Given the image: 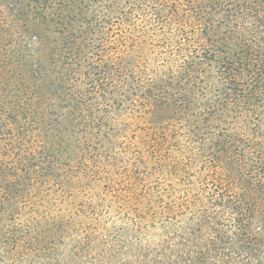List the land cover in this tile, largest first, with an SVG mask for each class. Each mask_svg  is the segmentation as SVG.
Segmentation results:
<instances>
[{"label": "trees", "instance_id": "trees-1", "mask_svg": "<svg viewBox=\"0 0 264 264\" xmlns=\"http://www.w3.org/2000/svg\"><path fill=\"white\" fill-rule=\"evenodd\" d=\"M82 2L0 0V133L15 149L0 158V220L28 219L0 233L3 250L38 239L39 220L98 243L91 264H264V0H152L162 29L186 34L176 47L156 31L106 44L110 31ZM74 65L88 99L65 84ZM123 115L136 131L119 142ZM100 159L126 166L127 198L100 204L115 218L95 207L73 225L27 209L50 183H87ZM82 206L76 215L93 210ZM103 221L112 228L91 239Z\"/></svg>", "mask_w": 264, "mask_h": 264}, {"label": "rangeland", "instance_id": "rangeland-1", "mask_svg": "<svg viewBox=\"0 0 264 264\" xmlns=\"http://www.w3.org/2000/svg\"><path fill=\"white\" fill-rule=\"evenodd\" d=\"M151 1L152 0H119L118 2L116 0H83L82 5H85L86 10L91 15L96 14L98 21L103 24L102 27L106 28V34L110 31L111 38L106 44L111 43L113 46H117V41L121 38L132 42V38L136 36L134 35L136 32L140 31L148 35L151 34L152 31H156L160 38L168 37L170 40L174 38L173 40L176 41L175 43L173 42L175 47L180 45L184 39L183 36L186 34L183 33V35H181L179 32L181 29L179 27L172 26L171 29L170 26H168L162 29L163 27H161L153 17L154 14H152ZM121 10H125L128 13V20L121 18ZM157 39L158 38H155L154 40ZM170 40L166 42V49H164L168 50V52L171 50L172 46H174L171 42L169 44ZM155 47L158 46L156 45ZM174 58L176 59V56ZM89 82L90 80L84 77L83 71L81 72V68L74 65V70H72L65 84L69 86L74 98L81 100L91 97L90 92L92 90H90L91 84ZM114 85L117 90L111 91L116 92L119 97V92L123 87V80H116ZM125 86L127 87V85ZM115 103L117 104L118 102L115 101ZM110 104L112 103L110 102ZM131 120L130 117H125L124 115L121 118H117V116L114 118L116 125L122 127L123 124H126L127 126L125 131H122L124 133L119 131V142L127 141L136 131V125ZM14 152L15 149L11 146L9 135L0 133V158L10 157ZM106 163V161L100 159V161L96 163L97 165L92 167V172L89 174L90 178L87 183L85 181L83 184L75 180L70 187L64 189L60 186V182L50 183L43 188L41 195L36 201L33 200L27 203V209L29 206H33L36 209H40V212L49 210V214L56 218H59V215L71 216V223L73 225L77 223L81 224V221L85 224L92 222L89 216L91 212L95 210V207L99 208L101 214L104 216L115 218L118 214L117 210L113 208L112 212H108L105 206H101L100 204H106L110 201L117 202L119 196L122 198L125 196L127 198L125 191L127 183L123 178L126 174V166L122 163H118V166L114 170H111L110 167H106ZM61 188L63 191L65 190L68 195L60 192ZM81 204L83 206L89 205L93 210H89L86 215H84L83 212L76 215V208L82 206ZM37 214L38 213H35L31 216L36 218ZM6 216L7 215L4 213L3 218L0 220V233H2L3 236H7V230L11 228L18 229L20 226L26 228L28 219H25L24 216H21L16 224L10 222ZM25 216L28 217L27 215ZM33 222L38 226L36 231L34 229L38 239L35 236H27L23 239L19 237L15 242H12V247L9 249L8 254L7 250H3L4 246L0 243V264H77L75 263V261H77L75 257L79 254L88 259H84L86 261L84 264H91L90 257L96 256L98 243H93L91 250V248H88V245L83 246L84 243L87 242V238L84 237L85 235L82 232L71 235V232L66 231L61 238L63 230L59 231L58 234L54 232L50 233L43 229L44 224L41 221L33 220ZM65 225H67V223H65ZM116 225L122 228L120 222L116 223ZM112 226L113 223L103 221L99 226L91 227L89 229L93 232L90 233L91 239H104ZM98 227L99 229L95 231ZM1 240L2 238H0V241ZM102 246L103 250L113 252L109 251L106 245L102 244ZM120 258L122 259V254Z\"/></svg>", "mask_w": 264, "mask_h": 264}]
</instances>
